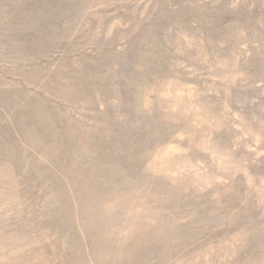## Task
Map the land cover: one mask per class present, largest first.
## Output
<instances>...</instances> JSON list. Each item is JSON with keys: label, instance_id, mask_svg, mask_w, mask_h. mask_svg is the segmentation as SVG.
I'll use <instances>...</instances> for the list:
<instances>
[{"label": "rangeland", "instance_id": "374dc122", "mask_svg": "<svg viewBox=\"0 0 264 264\" xmlns=\"http://www.w3.org/2000/svg\"><path fill=\"white\" fill-rule=\"evenodd\" d=\"M0 264H264V0H0Z\"/></svg>", "mask_w": 264, "mask_h": 264}]
</instances>
